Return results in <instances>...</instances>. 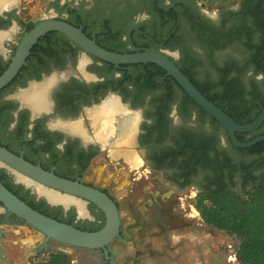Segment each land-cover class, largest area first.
<instances>
[{
  "label": "flooded vegetation",
  "instance_id": "af4514ba",
  "mask_svg": "<svg viewBox=\"0 0 264 264\" xmlns=\"http://www.w3.org/2000/svg\"><path fill=\"white\" fill-rule=\"evenodd\" d=\"M241 8L242 3L210 15L198 0H0V75L11 64L28 32L43 21L60 20L82 28L110 51L133 53L154 48L178 65L185 62L188 54L195 59L194 70L200 78L206 70L201 62L209 56L218 62L228 55L240 57L238 40L223 47L222 38L218 44L210 45L206 31L209 26L221 36L231 34L239 25L231 13ZM250 70L252 74L253 68ZM256 78L262 80L264 74ZM32 86L45 87V92L47 88L44 101L47 108L40 109L41 112L25 99L24 94ZM194 102L155 63L115 65L90 54L64 33L48 31L32 45L15 77L0 89V145L60 177L97 188L113 199L121 216V235L107 247L108 257L101 252V264H112L111 257L117 259L112 246L129 240L125 230L142 232L153 226L170 231L179 227L175 222H160V217L157 223L138 218L125 225L123 207L128 199H134L131 188L138 177L133 175L140 168L159 173L167 190L194 189L196 197L205 188L214 187L219 176L233 183L237 190L252 185V181L245 182L242 171L237 169L250 155L238 151L224 126L216 124L210 115L204 116L202 107ZM109 106L120 110L110 118L106 133L100 129L104 120L94 114ZM130 116H135L137 121L126 143L122 126ZM215 155L230 157L232 164L228 165L237 173L231 178L228 169L218 173L209 162L210 156ZM254 170L262 179V170ZM0 177L30 206L59 221L88 231L99 230L106 223L104 211L90 200L70 196L85 205L86 213L81 215L77 203L65 206L50 201L35 186L18 181V176L5 166L0 165ZM118 188H129L132 194L117 195L113 190ZM165 194L170 197L169 192ZM128 203L133 206L132 202ZM130 210L137 215L150 213L148 207ZM161 214L162 210L158 209L157 215ZM2 224L25 233L20 226L26 223L0 201ZM0 228L3 257L7 258L13 245L28 250V254L35 252L36 257L52 251L44 246L45 237L30 250L25 237H12L10 229ZM136 237L132 235V241ZM149 252L138 251L140 255ZM25 255L24 252L21 257ZM21 260L11 262L25 264Z\"/></svg>",
  "mask_w": 264,
  "mask_h": 264
},
{
  "label": "trees",
  "instance_id": "16d2710c",
  "mask_svg": "<svg viewBox=\"0 0 264 264\" xmlns=\"http://www.w3.org/2000/svg\"><path fill=\"white\" fill-rule=\"evenodd\" d=\"M241 3L240 11L231 13L239 22L234 32L221 36L209 26L206 31L210 45L218 44L222 38L225 39L223 47L238 40L241 46L240 57L228 55L227 59L218 62L209 56L201 62L206 70L200 78L194 70L197 66L194 64L195 59L188 54L185 62L179 65L202 93L236 122L246 124L252 122L264 108V78H256L258 74H264V0H242ZM248 21L249 26L246 25ZM251 68L253 72L249 74ZM186 96L189 97L187 93ZM201 109L204 116L209 115ZM212 119L216 124L222 125L214 117ZM261 134H264V123L255 131L237 132L236 136L240 141L246 142ZM229 140L232 143L230 137ZM235 148L250 155V159L242 161L239 166L245 182L252 181V185L237 190L233 183L225 182L219 176L214 187L205 188L198 196L196 205L207 224L225 230L239 239L236 254L241 264H264V140L251 147ZM209 162L220 174L228 169L229 178L237 173L229 167L232 159L227 155L224 158L210 156ZM257 163L255 169L262 170V179L254 174L255 170H251ZM35 264L72 263L65 253L52 251Z\"/></svg>",
  "mask_w": 264,
  "mask_h": 264
},
{
  "label": "water",
  "instance_id": "95a60500",
  "mask_svg": "<svg viewBox=\"0 0 264 264\" xmlns=\"http://www.w3.org/2000/svg\"><path fill=\"white\" fill-rule=\"evenodd\" d=\"M48 31H59L64 33L78 46L90 54L115 65L121 63H155L159 65L166 70L168 75H171L180 84L186 93L200 107L224 126L232 143L236 147L247 148L264 140V134L258 135L246 142L240 141L236 136L237 132H251L257 130L264 123V108L252 122L240 124L202 93L191 81L189 76L182 71L176 61L169 56L156 51L154 48H146L133 53H118L110 51L100 46L95 39L89 37L82 28L60 20L43 21L26 34L11 64L0 75V89L15 77L25 63L32 45L39 37ZM162 45L163 44H159V46ZM258 163L255 164L251 170H254ZM0 165L8 168L15 177L16 173H19L22 177L31 182L41 185L60 195L64 194L85 198L97 204L98 207L104 211L106 215V223L101 229L96 231L79 229L72 224L59 221L33 208L11 191L0 179V201L10 213L15 214L26 224L44 235L46 239L44 246L47 250L59 249L68 250L70 252L78 251L80 259L85 260L87 257V259L89 258V261L87 262L94 260L93 264H101L102 251H104L105 255L108 257L107 247L121 235L120 212L111 197L97 188L85 185L78 181L60 177L52 171H48L39 165L27 161L2 145H0ZM237 169L242 171L241 168ZM27 185L33 187L30 184ZM2 233L3 231L0 228L1 259H3L2 254L4 252V249L1 246ZM111 263L117 264L114 257H111Z\"/></svg>",
  "mask_w": 264,
  "mask_h": 264
},
{
  "label": "rangeland",
  "instance_id": "374dc122",
  "mask_svg": "<svg viewBox=\"0 0 264 264\" xmlns=\"http://www.w3.org/2000/svg\"><path fill=\"white\" fill-rule=\"evenodd\" d=\"M198 2L202 9L208 12V14L215 15L217 12H220V10L237 7L239 4H241L242 0H198ZM110 169L111 168H109V170ZM133 176L138 177L137 180H133V182H135L133 184V187L131 188L134 191L133 194L132 191L129 190V188L123 190H120L118 188L116 189V191L113 190V192H116L117 195L120 194V192H123V194L130 192L129 194H132V197L134 198L128 199V202H132L133 206H131L128 202L126 203V205L124 204L125 206L123 207V218L125 225L136 222L139 219H152L151 221H153V223H157V217H160V222H175L179 224V227L170 231L157 230V228H154L153 226H150L148 230H144L142 232L135 231V229L134 231L131 230V232L125 230V233L128 235L129 240L122 245L117 242L115 243L116 245L114 244L112 246L113 252L115 254L120 249L124 250L123 257L120 258V261L128 260L129 263L127 262V264H131L132 258L134 257L133 262H140L147 255H137L138 259H136L134 253L135 251H138V248L142 250H150V257H156V261L159 259L161 260L163 251L164 254H167L169 252L172 255H176L177 237L179 235H183V233H185L186 231L191 230V228L202 226L201 228L204 240L210 237L211 238L208 242L203 241L204 244L202 246L201 264H241L237 260L236 254L239 239L225 230H220L213 225L207 224L203 220L196 205L198 199V197H196L195 195L197 193L196 190H167V188H165L161 182L159 173H157L156 171L153 173H149L147 170L142 171L140 168V172ZM165 191L170 193L169 198H167V194H165ZM173 191H175V193ZM131 207H134L135 211L136 208L145 210L148 207L150 213L137 215L135 214V212H132L130 210ZM158 209L162 210L161 215H157ZM25 226L27 230H24L25 233L20 231H13L12 229H10V236L14 237L16 235L23 239L25 237V242H29V244L27 243V249H30V247L35 248L38 243L44 239V235L28 224H25ZM31 233L36 235V238L32 237ZM132 235L137 236L136 241H132ZM52 251L65 253L71 260V263L74 255H76V251L70 252L68 250L59 249H54ZM10 252L12 255V260L14 259L15 261H18L22 259L21 262L25 264H35L36 261L42 260L48 254L46 253L45 255H43V257H36L35 252L28 254V250L26 252L24 248H14V245L13 248L10 247ZM24 252L27 255L24 256L25 258H22L21 256L24 254ZM4 262L11 264L6 257H3V259L0 258V264H5ZM77 264L83 263L78 260Z\"/></svg>",
  "mask_w": 264,
  "mask_h": 264
},
{
  "label": "crops",
  "instance_id": "0c3cea01",
  "mask_svg": "<svg viewBox=\"0 0 264 264\" xmlns=\"http://www.w3.org/2000/svg\"><path fill=\"white\" fill-rule=\"evenodd\" d=\"M0 227L4 228L5 230L10 229L9 225H5V224L0 225ZM201 227L202 226L191 228V230H188L185 233H183V235H179L177 237V240H176V246H177L176 252H177V254L176 255H172L169 252L167 254H164V251H163V255L161 256V260L159 259L156 261V259H155L156 257L153 256V258H151L150 253H149V254H147V256L144 259H142L140 262L138 261L137 263L133 262L134 261V257H133L131 264H201L202 263L201 262L202 246L204 244L203 241L208 242V241H210V238H211L210 237V238H207L206 240H204ZM20 228L22 230L27 231L25 224L20 226ZM31 236L36 238V235H34L33 233H31ZM10 247L13 248V246H10ZM137 250L140 251L141 253L146 251V250H142L140 248H138ZM138 251H135V253H134V256L136 259H138L137 255L138 256L140 255L138 253ZM123 253H124L123 249L118 250V252L116 253L117 264H127V262L129 263L128 260L120 261V258L123 257ZM141 256H143V255H141ZM197 258H199V259H197ZM7 259L10 261L11 264H13L11 261H14V259L12 260L11 253L8 254ZM88 259H87V257L85 258V260L80 259L79 254L77 253L76 255H74L72 263L77 264V261L79 260L83 264H90V263L93 264L94 260L87 262V261H89ZM101 262H102V260H101Z\"/></svg>",
  "mask_w": 264,
  "mask_h": 264
},
{
  "label": "bare ground",
  "instance_id": "6f19581e",
  "mask_svg": "<svg viewBox=\"0 0 264 264\" xmlns=\"http://www.w3.org/2000/svg\"><path fill=\"white\" fill-rule=\"evenodd\" d=\"M50 85L48 86V84H47V88L50 87ZM42 86H43V84H42ZM47 88H46V92H48ZM46 92H45V87L32 86V88L30 90L29 89L27 90V93L24 92L25 93L24 96L28 102L32 103V106H34V110L38 111L40 109L47 108V106L44 102L45 97H46L45 96ZM46 100H47V98H46ZM23 101H25V100H23ZM46 103H48V102H46ZM44 105L46 107H44ZM119 110L120 109H115L112 106L111 107L109 106L108 108L105 107L102 111L100 110V112L98 111L96 114H94V116H96V118H98L99 120H101V119H102V121L104 120V125H102V127L100 128L102 131H104L106 133L108 132L109 120H110V118H112V116L115 114V112H118ZM38 112H41V110ZM136 119L137 118L135 116L134 117L130 116L129 119L128 120L125 119L126 121H124V123H123V126H122V129H123L122 132L123 133L122 134L124 135L123 140L126 143L128 141H130V138L133 135L132 133L135 131L136 121H137ZM135 165H138V164H135ZM16 175L18 176L19 181H22L26 184H30V185L35 186L38 193L40 195H45L50 201L55 202V203L61 202L65 206H69L71 203L74 202V203H77L81 215H84L86 213L85 207H84L85 205L83 204V202L76 200V199H72V198H70V196L69 197L65 196V195L62 196V195H60L54 191L48 190L47 188H45L41 185L35 184V183L31 182L30 180L22 177L19 173H16Z\"/></svg>",
  "mask_w": 264,
  "mask_h": 264
}]
</instances>
